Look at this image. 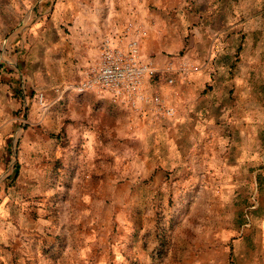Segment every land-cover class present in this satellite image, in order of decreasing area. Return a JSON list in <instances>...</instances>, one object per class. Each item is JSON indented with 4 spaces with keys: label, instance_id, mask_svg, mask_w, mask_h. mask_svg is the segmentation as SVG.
Returning <instances> with one entry per match:
<instances>
[{
    "label": "rangeland",
    "instance_id": "rangeland-1",
    "mask_svg": "<svg viewBox=\"0 0 264 264\" xmlns=\"http://www.w3.org/2000/svg\"><path fill=\"white\" fill-rule=\"evenodd\" d=\"M81 1L0 0V264H264V0H108L140 37L138 25H167L164 41L187 57V73L214 56L222 78L201 91L207 122L152 194L133 198L134 175L122 171L72 231H54L49 200L62 194L16 187L29 124L12 99L23 86L36 95V80L17 71L22 44L33 25H67L65 7Z\"/></svg>",
    "mask_w": 264,
    "mask_h": 264
},
{
    "label": "crops",
    "instance_id": "crops-1",
    "mask_svg": "<svg viewBox=\"0 0 264 264\" xmlns=\"http://www.w3.org/2000/svg\"><path fill=\"white\" fill-rule=\"evenodd\" d=\"M107 3L72 2L65 7L67 25H33L29 39L22 44L25 69L17 71L36 80V95H27L23 86L21 98H8L16 107L23 104L29 124L19 140L16 187L62 194L49 200L56 206V232L72 231L75 224L85 221L90 201L101 197L106 183L114 188L122 171L134 175L130 185L133 198L138 190L152 194L158 189L159 179L170 170L169 159L180 158L185 142H195L200 126L207 122L210 96H201L202 89L211 82L218 86L222 78L213 56L194 72L182 73L176 68L173 74L161 73L150 80L148 91L159 93L177 107L173 121L141 119L109 94L78 93L75 86L98 63L105 38L121 35L127 26L125 9L113 1ZM138 26L146 31L140 37L143 61L159 70L171 63L189 62L165 43L167 25ZM214 39L215 46L218 34ZM170 76L175 78L173 86L167 83ZM185 77L188 80L179 79ZM39 94H44V104L37 100ZM145 200L151 201L152 195Z\"/></svg>",
    "mask_w": 264,
    "mask_h": 264
},
{
    "label": "built area",
    "instance_id": "built-area-1",
    "mask_svg": "<svg viewBox=\"0 0 264 264\" xmlns=\"http://www.w3.org/2000/svg\"><path fill=\"white\" fill-rule=\"evenodd\" d=\"M172 71L171 64L167 69L159 70L151 62L143 61L140 32L134 25H127L121 35L105 38L98 63L89 69L75 90L109 94L141 119L173 121L178 115L177 107L159 93H150L147 89L148 82L156 75ZM180 71L185 73L189 69L181 65ZM167 83L173 86L175 78L168 77ZM37 98L44 104V94Z\"/></svg>",
    "mask_w": 264,
    "mask_h": 264
}]
</instances>
